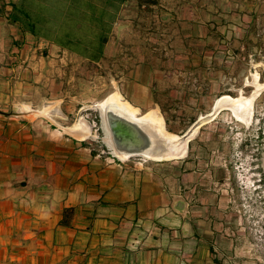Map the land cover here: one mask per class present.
I'll use <instances>...</instances> for the list:
<instances>
[{
	"label": "crops",
	"instance_id": "obj_1",
	"mask_svg": "<svg viewBox=\"0 0 264 264\" xmlns=\"http://www.w3.org/2000/svg\"><path fill=\"white\" fill-rule=\"evenodd\" d=\"M215 23L191 4L0 0V264H264L229 168L178 145L228 108ZM109 56L124 101L177 136L151 131L175 143L152 148L166 158L121 159L98 148L88 121L71 122L97 102L71 94L67 63Z\"/></svg>",
	"mask_w": 264,
	"mask_h": 264
},
{
	"label": "rangeland",
	"instance_id": "obj_2",
	"mask_svg": "<svg viewBox=\"0 0 264 264\" xmlns=\"http://www.w3.org/2000/svg\"><path fill=\"white\" fill-rule=\"evenodd\" d=\"M140 1L164 11L191 4L215 13L214 68L218 73L215 89L216 94L221 91L232 100L221 101L228 108L209 116L214 120L201 128V140L178 142V145L210 150L214 156L208 160L213 165L229 168L228 187L247 219L248 229L253 236L258 231L264 233V0ZM67 64L71 66L72 76L69 88L71 94L79 95V100L92 105L114 93L124 101L116 89L118 63L110 56L99 64L76 61ZM236 101L245 104L244 108ZM91 107L82 109L70 120L88 121L98 148L113 152L100 108ZM80 126L85 128L82 122L75 124V128ZM151 145L168 149L175 143L164 141Z\"/></svg>",
	"mask_w": 264,
	"mask_h": 264
},
{
	"label": "bare ground",
	"instance_id": "obj_3",
	"mask_svg": "<svg viewBox=\"0 0 264 264\" xmlns=\"http://www.w3.org/2000/svg\"><path fill=\"white\" fill-rule=\"evenodd\" d=\"M223 100H232V98L229 95H224L221 97L219 102L221 103V101H223ZM236 102H238V101H236ZM96 105H97V107L100 108V111L102 113L103 125H104L106 132L108 133L107 136H108L110 145L112 146V148L114 150V154L117 155L121 159L130 156V150L129 149H123L122 148L123 146L116 145V143H115V141L111 135V131L109 129L108 123L106 121V115L105 114H106L108 109H111L114 112V114H118L119 116H122V117L124 116L130 120L133 119L135 121L150 122V125H146V127H148V129H151V131H153V133H157L158 135H161V136L165 137L166 139L175 140L177 137L176 135L166 131V129L164 128L161 121H158L156 119V117H154L152 115V113H147V114L142 115V116H137L136 115L137 110L135 108H133L128 103V101H122L117 96V94H114V93L110 94L109 96H107L106 98L101 100L100 102H97ZM244 105L245 104L242 105L239 103V106L241 108H244ZM235 112L237 113V110H235ZM75 129H78V127H76ZM152 150L156 151L155 149H152ZM137 152H139V151H137ZM141 153H144L145 156L152 157V158H162V157L166 158L167 156H169L167 153L152 152L151 150H146V151L141 150Z\"/></svg>",
	"mask_w": 264,
	"mask_h": 264
},
{
	"label": "water",
	"instance_id": "obj_4",
	"mask_svg": "<svg viewBox=\"0 0 264 264\" xmlns=\"http://www.w3.org/2000/svg\"><path fill=\"white\" fill-rule=\"evenodd\" d=\"M106 121L114 137L116 145L129 149L130 155L141 150H152L155 148L151 143V131L141 121H135L126 117L114 114L111 109L106 112ZM149 134V136H147Z\"/></svg>",
	"mask_w": 264,
	"mask_h": 264
},
{
	"label": "built area",
	"instance_id": "obj_5",
	"mask_svg": "<svg viewBox=\"0 0 264 264\" xmlns=\"http://www.w3.org/2000/svg\"><path fill=\"white\" fill-rule=\"evenodd\" d=\"M254 239L256 241V246L261 247V249L264 250V233L261 231H258L256 235L254 236Z\"/></svg>",
	"mask_w": 264,
	"mask_h": 264
}]
</instances>
